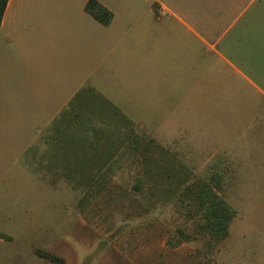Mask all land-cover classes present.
Wrapping results in <instances>:
<instances>
[{"label": "rangeland", "instance_id": "374dc122", "mask_svg": "<svg viewBox=\"0 0 264 264\" xmlns=\"http://www.w3.org/2000/svg\"><path fill=\"white\" fill-rule=\"evenodd\" d=\"M117 1L139 3L149 18L159 12L152 0ZM159 1L168 9L163 56L160 49L158 59L150 48L145 55L135 50L131 77L140 76L138 61L146 62L149 79L158 77L159 67L166 82L196 83L178 95L189 91L191 99L211 102L177 105L180 122L149 120L148 128L99 105L95 96L78 118L60 117L33 141L31 133L49 122L40 117L49 115L52 104L18 105L0 93V264L264 259V0H224L229 7L217 48L230 64L208 52L212 72L206 82L203 47L189 49L193 38L185 42L170 11L195 28L191 12L203 35L214 6L210 0ZM172 45L178 50L170 54ZM141 75L144 81V69ZM148 139L164 152L154 145L146 151ZM85 147L95 153L85 154ZM214 173L221 176L219 193L235 211L228 235L217 242L198 232L199 215L179 197L185 184Z\"/></svg>", "mask_w": 264, "mask_h": 264}, {"label": "crops", "instance_id": "0c3cea01", "mask_svg": "<svg viewBox=\"0 0 264 264\" xmlns=\"http://www.w3.org/2000/svg\"><path fill=\"white\" fill-rule=\"evenodd\" d=\"M86 1H7L0 24V93L18 105L52 104L49 115L40 117L49 122L31 133L33 141L46 134V128L60 117L78 118L77 112L95 96L99 98V105L109 104L124 118L148 128L149 120H179L175 116L177 105L211 102L193 100L189 91H184V96L178 95L180 88L197 86L196 83L166 82L161 78L159 67L155 71L158 77L149 79L150 68L146 62L138 61L139 71L143 73L144 69L145 80L141 73L135 79L134 75L131 77L135 50L145 55L150 48L157 59L159 49L162 54L165 47L163 11L168 10L163 3L152 0L159 12L149 18L145 16L147 9L139 3L126 5L117 0H98L113 13L111 22L103 25L85 10ZM210 2L216 9L211 7L210 19L206 17L203 21V35L197 32V17L191 12L187 17L195 23V28L170 11L178 28L185 31V42L193 38V44L188 43L189 49L195 52L198 43L204 49L205 82L208 81L206 72H212L208 52L230 64L217 48L220 42L217 31L225 27L229 6L224 5V0ZM177 50L172 45L169 53ZM181 115L182 120L189 119ZM85 117L84 120L91 118ZM174 126L179 129L180 123ZM253 264H264V259Z\"/></svg>", "mask_w": 264, "mask_h": 264}, {"label": "trees", "instance_id": "16d2710c", "mask_svg": "<svg viewBox=\"0 0 264 264\" xmlns=\"http://www.w3.org/2000/svg\"><path fill=\"white\" fill-rule=\"evenodd\" d=\"M7 1L8 0H0V24ZM85 10L103 25H108L113 17L112 11L102 5L98 0H87L85 3ZM136 143L137 141H135L134 145H136ZM153 145L159 151L164 152L163 148L158 146L152 139L146 141V151L151 149V146ZM84 149H86V147ZM92 151L93 152H91L90 148L86 149L85 154L88 152L94 154V148ZM108 156L110 157L112 154L109 153ZM104 164L106 163H99V165L96 166L97 172L100 171L102 166H105ZM88 166L91 167L90 165ZM104 183H102L103 186ZM221 189V176L214 173L208 179H201L185 184L182 193L179 195L180 198L181 196L186 197L189 205L192 204L195 212L199 215V222L197 224L198 232H201L204 235L206 234L209 240L214 242L226 238L230 221L235 214L234 209L219 193ZM42 256L48 257L50 260H56V257L49 254L42 253Z\"/></svg>", "mask_w": 264, "mask_h": 264}]
</instances>
